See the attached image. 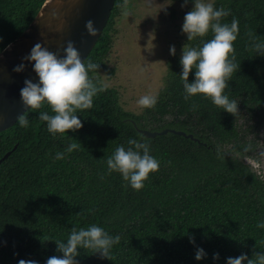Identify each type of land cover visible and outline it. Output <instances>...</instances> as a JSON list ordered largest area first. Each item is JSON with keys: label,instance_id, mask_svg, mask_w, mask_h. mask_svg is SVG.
I'll use <instances>...</instances> for the list:
<instances>
[{"label": "trees", "instance_id": "1", "mask_svg": "<svg viewBox=\"0 0 264 264\" xmlns=\"http://www.w3.org/2000/svg\"><path fill=\"white\" fill-rule=\"evenodd\" d=\"M44 1L0 0V52L23 33ZM126 1H115L83 62L98 64L89 77L106 66L116 14ZM213 4L230 9L226 22L233 17L239 21L233 49L240 68L225 89L238 102V113L223 111L203 94L183 98L181 53L170 58L154 108L127 110L116 90L98 85L103 91L93 97L92 108L78 110L82 127L56 137L38 118L39 111L53 114L47 104L26 111L28 128L16 122L0 132V159L10 152L0 162V264L21 259L45 264L49 256L62 255L55 241L66 240L72 228L91 224L119 235L120 242L109 259L79 250V264H225L226 257L245 252L251 258L253 251H264V230L256 227L264 218V176L246 161H259L255 151L264 150V57L247 46L249 32L264 40V0ZM211 36L209 31L203 38H186L184 45L199 46ZM166 128L193 138L170 131L151 138L140 131ZM129 138L145 143L160 162L139 191L119 173L107 171V158L118 145L129 147ZM68 143L77 148L65 159L53 160ZM197 247L207 253L200 261L194 258ZM213 253L219 259L214 261Z\"/></svg>", "mask_w": 264, "mask_h": 264}, {"label": "clouds", "instance_id": "2", "mask_svg": "<svg viewBox=\"0 0 264 264\" xmlns=\"http://www.w3.org/2000/svg\"><path fill=\"white\" fill-rule=\"evenodd\" d=\"M189 2L193 7L183 16L181 32L186 35L187 41L194 38H203L209 31L210 39L199 41V46L186 47L183 45L179 64V73L185 100L195 94H203L210 99L212 104L223 111L235 115L238 113V102L230 99L225 92L227 82L232 74L240 68L235 62L233 41L239 33V21L233 17L230 22L224 18L230 14V9L215 7L212 0H182L183 8ZM89 35L95 34V28L91 21L86 22ZM249 44L252 51L264 57V40L257 35L248 33ZM169 54H175L174 46H169ZM32 65V70L37 79L24 80V86L20 89V99L28 110L41 109L47 104L53 114L47 111H39L38 118L46 122L49 134L56 137L58 134H66L67 131L76 132L82 127L78 118V110L91 109L93 97L103 91L88 76V71L97 70L98 64L83 63L80 53L72 42H68L63 49V55H58L36 43L29 54L23 58ZM25 65L21 63L13 68L15 72L23 71ZM193 79L189 81V73ZM157 96L146 94L139 97L136 104L141 108H154ZM21 128L29 127V119L21 114L17 118ZM129 147L118 145L107 158L108 173H119L121 179L127 182V186L139 191L144 187L150 173L158 170L160 162L150 154L148 146L140 140L129 138ZM77 148L76 143H68L62 151H56L52 159L63 160ZM244 152L249 150L245 145ZM257 229L264 230V218L256 223ZM120 242L119 235H110L103 227L91 224L88 227L72 228L66 240L55 241L56 251L62 255H52L45 260V264H79L77 257L79 250L90 249L92 254H98L100 258L109 259L113 245ZM189 242L195 244L194 238ZM207 253L203 248L197 247L194 258L197 261L205 258ZM212 259H219V253H213ZM264 264V251H253L251 258L245 252L239 255L225 258V264ZM17 264H38L36 260H19Z\"/></svg>", "mask_w": 264, "mask_h": 264}, {"label": "rangeland", "instance_id": "3", "mask_svg": "<svg viewBox=\"0 0 264 264\" xmlns=\"http://www.w3.org/2000/svg\"><path fill=\"white\" fill-rule=\"evenodd\" d=\"M214 2V0H212ZM176 0H127L116 14L113 44L102 71L90 79L98 85L116 90L122 107L135 113L141 109L136 101L142 95H158L169 73V46L181 53L186 35L181 32L183 16L193 7L183 8ZM260 159H246L264 176V150L258 147Z\"/></svg>", "mask_w": 264, "mask_h": 264}, {"label": "water", "instance_id": "4", "mask_svg": "<svg viewBox=\"0 0 264 264\" xmlns=\"http://www.w3.org/2000/svg\"><path fill=\"white\" fill-rule=\"evenodd\" d=\"M116 0H45L29 26L14 41L0 52V132L9 129L19 115L26 112L20 99V89L25 79L34 82L37 77L26 57L36 43L53 53L63 55V49L72 42L80 53L81 60L87 58L102 35ZM91 21L95 34L89 35L86 22ZM23 63V71L13 68ZM147 137L154 138L167 132H174L193 138L183 131L163 129L149 131L140 129ZM6 153L0 162L9 156Z\"/></svg>", "mask_w": 264, "mask_h": 264}, {"label": "flooded vegetation", "instance_id": "5", "mask_svg": "<svg viewBox=\"0 0 264 264\" xmlns=\"http://www.w3.org/2000/svg\"><path fill=\"white\" fill-rule=\"evenodd\" d=\"M114 30V29H113ZM112 36H113V33H112ZM108 54V53H107Z\"/></svg>", "mask_w": 264, "mask_h": 264}]
</instances>
